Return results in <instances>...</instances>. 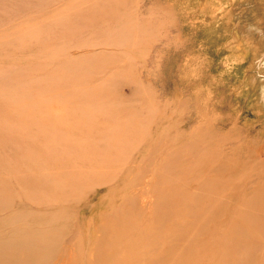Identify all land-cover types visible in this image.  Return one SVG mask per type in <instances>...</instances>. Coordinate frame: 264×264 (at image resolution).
Masks as SVG:
<instances>
[{
  "label": "rangeland",
  "instance_id": "rangeland-1",
  "mask_svg": "<svg viewBox=\"0 0 264 264\" xmlns=\"http://www.w3.org/2000/svg\"><path fill=\"white\" fill-rule=\"evenodd\" d=\"M95 86L94 100L85 91ZM68 89L69 96L61 94ZM195 122L234 138L217 146L226 154L243 159L252 152L264 160V0H0V197L42 211L41 200L69 206L121 194L126 172L149 163L139 160L155 150L164 125L187 130ZM27 155L46 157L70 197L57 184L31 179ZM236 203L228 207L241 210ZM177 204L174 228L166 214L156 218L137 206L131 230L119 224L111 232L135 239L136 253L148 258L174 245V238L156 243L154 235L170 234L179 223L200 233L206 222L222 228L234 246L255 248H235V262L250 256L261 264L264 229L251 219L222 214L212 222L214 213L188 219ZM252 205L264 217V200ZM108 206L87 217L96 215L98 224ZM200 215L201 227L192 228L188 222ZM199 237L191 233L192 243L181 242V249L197 252ZM152 256L153 264L167 261ZM210 260L199 255L191 262Z\"/></svg>",
  "mask_w": 264,
  "mask_h": 264
},
{
  "label": "bare ground",
  "instance_id": "bare-ground-1",
  "mask_svg": "<svg viewBox=\"0 0 264 264\" xmlns=\"http://www.w3.org/2000/svg\"><path fill=\"white\" fill-rule=\"evenodd\" d=\"M100 6L103 7L102 4ZM38 79L41 78H35L36 81ZM95 87L85 91L94 100L100 90ZM69 92L71 91L68 89L61 94L69 96ZM34 109L41 112V108ZM173 116L174 113L171 116L167 114L166 123L172 121ZM208 126L195 122L189 129L179 130L172 123L164 125L163 137L156 138L155 150L139 160H150L149 163L140 165L136 172L133 169L126 170L127 181L121 194L110 192L97 198L84 199L85 203L76 201L69 206L41 200L45 206L42 211L34 209L30 201H14L12 196L0 197V264H153L148 260L153 254L146 258L136 253L135 246L138 243L135 239L111 232L119 224L131 230L134 218L132 207L137 210V206L141 212L156 218H163V214H166L170 217L169 224L173 228L174 213L178 210L179 203L185 212H190L187 214L188 219L191 213H214L211 220L214 222L224 214L231 219H251L258 230L264 229V217H258L262 211L256 210L254 213L257 216L251 212L255 208L252 204L264 200V160L260 157L254 158L251 151L243 159H239L237 152L226 154L217 146L226 145L224 143L234 138L220 131V134H213ZM84 142L85 140H80V144ZM23 165L31 179L38 178L41 184L47 186L57 184L59 189L56 190L70 197V189L57 183L58 173L49 167L46 157L38 160L27 155ZM107 167L108 165L104 166ZM246 181L252 185L248 190L243 188ZM189 188H193V191ZM223 199L229 203L221 204ZM141 201L145 203H140ZM235 202L237 206H241V210L228 207ZM105 203L109 204V208L97 214L98 224L93 220L96 215L87 217L95 207ZM198 222L202 223L201 215L198 220L188 223L192 224V228L201 227ZM230 225L232 226V220ZM184 228L191 227L179 223L170 234L154 235L156 243L173 238L175 241L171 249L168 247L160 252L156 250L157 253L152 257L167 259L165 264H253L249 260L250 256L243 262L234 261L233 254L238 252L235 248L243 246L242 250H248L252 246L244 242L234 246L222 228L215 229L213 224L206 222L203 223L200 233L184 231ZM206 230L209 233L214 232L215 235L220 234L221 239L217 240L209 234L204 236ZM191 233L200 235L197 240L200 248L197 252L181 249L182 243H192ZM145 234L147 231L144 229L138 235L142 237ZM211 243H214L213 249L209 247ZM254 250L252 248L250 253ZM199 255L208 256L211 260L192 263ZM257 259L264 264V255Z\"/></svg>",
  "mask_w": 264,
  "mask_h": 264
}]
</instances>
